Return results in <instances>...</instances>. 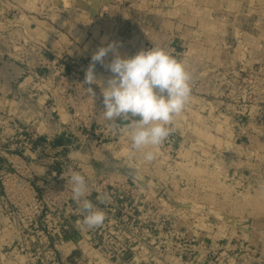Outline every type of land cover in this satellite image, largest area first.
<instances>
[{"label": "rangeland", "instance_id": "1", "mask_svg": "<svg viewBox=\"0 0 264 264\" xmlns=\"http://www.w3.org/2000/svg\"><path fill=\"white\" fill-rule=\"evenodd\" d=\"M98 1L11 0L12 20L0 19V46L35 73L11 92L14 110L0 103V130L10 120L32 125L42 139L65 144L58 155L76 169L121 175L140 192L133 256L115 262L87 245L89 256L74 264H264V0ZM161 9L201 49L214 48L201 61H218L190 69L191 102L175 122L173 145H161L149 163L131 154L127 133L92 123L100 116L87 109L83 80L98 47H129L143 19L158 20ZM122 16L116 40L110 29ZM149 46L143 40L142 49ZM96 72L110 75L99 64Z\"/></svg>", "mask_w": 264, "mask_h": 264}, {"label": "built area", "instance_id": "2", "mask_svg": "<svg viewBox=\"0 0 264 264\" xmlns=\"http://www.w3.org/2000/svg\"><path fill=\"white\" fill-rule=\"evenodd\" d=\"M84 91L85 100L98 104L96 107L88 101L89 113L98 111L100 116L92 123L97 122L101 131L110 129L111 135L121 132L111 129L100 113L103 97L98 94L93 99L86 88ZM8 129L0 132V205L3 217L14 228L13 251L24 255L28 264H68L59 255V242L64 241L66 233L75 232L109 260L120 262L126 255L132 257L130 251L141 230L137 215L139 189L121 175L99 176L76 169L75 162L70 163L72 158L65 160L58 155L66 145L55 144L50 136L42 139L32 125L10 120ZM173 135L164 144L171 147ZM70 170L86 177L87 198L106 212L102 227L88 230L82 225L83 216L71 198V185L62 178ZM104 193L110 194V203L98 201Z\"/></svg>", "mask_w": 264, "mask_h": 264}, {"label": "clouds", "instance_id": "3", "mask_svg": "<svg viewBox=\"0 0 264 264\" xmlns=\"http://www.w3.org/2000/svg\"><path fill=\"white\" fill-rule=\"evenodd\" d=\"M120 47L118 41L98 47L91 56L83 84L93 99L97 97L95 87L100 88V113L104 120L111 129L127 133L133 156L141 153L143 160L150 163L157 159V149L175 131V122L191 102L193 73L182 59L163 47L141 49L131 56L122 55ZM97 64L110 73L107 78L98 76ZM62 178L71 185V198L83 216L82 225L88 230L102 227L107 215L87 198L86 177L70 170ZM98 201L110 203L111 196L104 193Z\"/></svg>", "mask_w": 264, "mask_h": 264}, {"label": "crops", "instance_id": "4", "mask_svg": "<svg viewBox=\"0 0 264 264\" xmlns=\"http://www.w3.org/2000/svg\"><path fill=\"white\" fill-rule=\"evenodd\" d=\"M101 3H103V0L97 2L98 5H101ZM11 4V0H0V19L6 21L12 20L8 15V9H10ZM158 15L161 18L155 21H152L148 16L143 19V21H147V23L144 24L135 35L132 34V38L128 42V44H130L131 41L129 47L127 42L124 41V44H122L120 41L122 47L119 48V51L121 54H128L130 52L133 55L136 54L142 49L143 40H147L152 43L153 46L163 47L177 58L182 59L190 69L199 68L202 64L205 67H208V65H213V62L218 61L217 59L214 60L213 57L210 58L211 62H207L209 57H206L205 60L201 61L200 59H204L202 56L205 52L210 51L211 53H215L214 48L209 49L205 46L204 49H201L202 41L198 44L189 34L183 33L182 24L177 26L176 22H178V20H172L170 14L166 13V9H161ZM120 19L121 22H119L118 27L116 26L110 29L114 33L113 36L116 40L122 38L120 27L123 28V23L127 21L123 16ZM130 20L132 23L134 22L132 18ZM137 21L140 23V18ZM204 50L205 52H203ZM208 53L209 52H207V54ZM25 61L27 60H24L21 56L18 58L12 53V47H9L6 50V48L0 46V103L4 102L10 111L15 109H12V107L15 106L13 105L15 101L14 97L17 96L16 91L14 93L11 92L13 90H18L21 85L27 83V81H30L35 76V73L28 74V72H30L28 69L29 66ZM23 74L25 75L23 76ZM21 77H23V80H21ZM3 82L9 85V90H7L6 93L3 90ZM7 128L6 130H0V132L9 130ZM13 238L14 228L12 224L9 223V220L3 217L0 205V264L26 263L24 258H20L21 255H16V252L13 251ZM59 247L60 257L66 260L68 264H74L76 261L81 263L89 256L87 254L89 247L85 240L81 236L75 234V232L66 233L64 241L59 242Z\"/></svg>", "mask_w": 264, "mask_h": 264}, {"label": "bare ground", "instance_id": "5", "mask_svg": "<svg viewBox=\"0 0 264 264\" xmlns=\"http://www.w3.org/2000/svg\"><path fill=\"white\" fill-rule=\"evenodd\" d=\"M98 76L103 77V75L101 73Z\"/></svg>", "mask_w": 264, "mask_h": 264}]
</instances>
